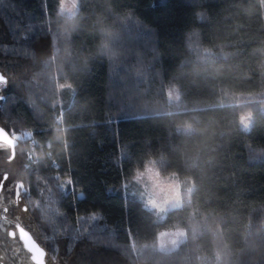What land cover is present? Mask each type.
<instances>
[{
    "label": "trees",
    "instance_id": "16d2710c",
    "mask_svg": "<svg viewBox=\"0 0 264 264\" xmlns=\"http://www.w3.org/2000/svg\"><path fill=\"white\" fill-rule=\"evenodd\" d=\"M59 4L0 0V128L26 135L13 179L44 264H264V0H78L70 23ZM149 156L190 202L143 205Z\"/></svg>",
    "mask_w": 264,
    "mask_h": 264
},
{
    "label": "clouds",
    "instance_id": "9594fccd",
    "mask_svg": "<svg viewBox=\"0 0 264 264\" xmlns=\"http://www.w3.org/2000/svg\"><path fill=\"white\" fill-rule=\"evenodd\" d=\"M78 9V0H60L58 15L65 17L66 22L75 20ZM0 139L9 145L13 144L12 140H8L2 132ZM50 154V153H49ZM128 184L134 185L136 194L142 201L143 205L148 209H160L163 211L165 206L182 207V189L184 190V198L190 202L193 188L190 185L189 177H182L176 171H165L163 166V158L153 156L147 157L142 166H136L132 170L131 176L128 178ZM218 227V226H217ZM170 233L161 232L157 236V240H161ZM184 236L185 230L178 229L176 233ZM220 257L217 254V260Z\"/></svg>",
    "mask_w": 264,
    "mask_h": 264
},
{
    "label": "flooded vegetation",
    "instance_id": "af4514ba",
    "mask_svg": "<svg viewBox=\"0 0 264 264\" xmlns=\"http://www.w3.org/2000/svg\"><path fill=\"white\" fill-rule=\"evenodd\" d=\"M6 88L7 80L0 74V94ZM9 136L14 139L17 144L14 147L12 157H10L9 147L5 145L9 154L2 159L0 164V221L2 222L3 229H6L5 232L0 231V264H36L38 260L35 259V253H40L41 249L33 244L32 241V245H29V241L25 239L27 234L17 225L15 215L11 211L13 209H11L12 207H10V205H7L10 198H14L15 202L21 205V199L19 197L20 186L13 179L14 170L17 168L14 166L15 149L18 147L19 140L15 139L14 136ZM11 163L14 169L12 173L7 172L5 169L6 166ZM21 208L23 209L22 206ZM4 222L9 223L10 226H7ZM23 240H26L29 247L24 244ZM20 252L28 257L27 261L18 260Z\"/></svg>",
    "mask_w": 264,
    "mask_h": 264
},
{
    "label": "rangeland",
    "instance_id": "374dc122",
    "mask_svg": "<svg viewBox=\"0 0 264 264\" xmlns=\"http://www.w3.org/2000/svg\"><path fill=\"white\" fill-rule=\"evenodd\" d=\"M167 96H168L169 101H175L177 99L176 90H171V92H169L167 94ZM0 97H1V95H0ZM249 122H250L249 114L248 113L242 114L241 117H240V125H241V127L244 130H247V128L249 126ZM25 137H26V135L23 134L21 137H15V139L20 140V138L24 139ZM8 154H9V151L6 148V146L0 143V164H1L2 159L4 157H7ZM5 169H6L7 172H11L12 173L13 170H14L13 169V164L12 163L8 164ZM7 205H10V207H12L11 209H13V210H11V211L15 215V219H16L17 225L19 227H21L22 231H24L27 234V236L29 237L30 241H32L33 244H35V245H37V247H39L37 234H36L35 230L32 228L30 222L27 220L26 213L21 208V205L16 203L14 198H12V199L10 198V200L8 201ZM175 208H177V207H173V206L169 205V206H165L163 211H161L160 209H149V210H154L158 214L164 215L167 211L175 209ZM4 224H6L7 226H10V224L7 223V222H4ZM5 230L6 229H3L2 222L0 221V231H4L5 232ZM162 232L170 233L169 235L164 236L159 241L156 239V246H157V248L159 250H162V251L168 252V251L174 250L185 239V235L184 236H180V235L176 234L178 232V229L169 230V231H162ZM0 234H1V232H0ZM4 242H3V244H4ZM0 248H1V245H0ZM35 259L38 260V263H36V264H44V263H46V260H45L43 254H42V251L40 253L39 252L35 253ZM18 260L27 261L28 257L25 256L22 252H20V254L18 256ZM61 264H64V263H61Z\"/></svg>",
    "mask_w": 264,
    "mask_h": 264
},
{
    "label": "water",
    "instance_id": "95a60500",
    "mask_svg": "<svg viewBox=\"0 0 264 264\" xmlns=\"http://www.w3.org/2000/svg\"><path fill=\"white\" fill-rule=\"evenodd\" d=\"M0 132H2L5 136H7L8 140H12V141H13V144H12V145H9V144L6 143L4 140L0 139V143H2V144H4V145H6V146L9 147V149H10V157H12V155H13V150H14V147H15V145L17 144V142H16L14 139H12V138H11V137H10V136H9L4 130H2L1 128H0ZM25 239L29 241V242L27 241V242L29 243V245H32V242L30 241V239H29L28 236H26ZM26 240H23V242H24L25 245H27V247H29L28 244L26 243Z\"/></svg>",
    "mask_w": 264,
    "mask_h": 264
},
{
    "label": "built area",
    "instance_id": "2783aa9c",
    "mask_svg": "<svg viewBox=\"0 0 264 264\" xmlns=\"http://www.w3.org/2000/svg\"><path fill=\"white\" fill-rule=\"evenodd\" d=\"M28 160H31V159H30V156L28 157Z\"/></svg>",
    "mask_w": 264,
    "mask_h": 264
}]
</instances>
